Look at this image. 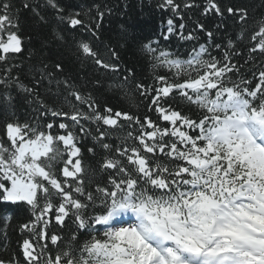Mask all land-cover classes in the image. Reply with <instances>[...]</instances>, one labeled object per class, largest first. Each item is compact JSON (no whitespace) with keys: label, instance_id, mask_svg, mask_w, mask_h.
Returning a JSON list of instances; mask_svg holds the SVG:
<instances>
[{"label":"snow or ice","instance_id":"obj_1","mask_svg":"<svg viewBox=\"0 0 264 264\" xmlns=\"http://www.w3.org/2000/svg\"><path fill=\"white\" fill-rule=\"evenodd\" d=\"M47 3L63 12L57 0ZM161 7L180 16L176 0H164ZM191 7L190 0H185L183 8ZM213 11L222 15L216 0H207L203 14ZM227 12L238 14L241 22L247 20L243 9L229 7ZM76 16H61V20L72 29L85 27ZM98 16L102 19L103 13L98 11ZM16 27L12 5L0 3V62L22 52V38L12 31ZM179 29L182 40L196 39L192 33L184 35L183 24ZM176 30L169 19L163 38L167 40ZM251 40L255 44L250 53L264 55V22ZM78 47L99 68L123 74V82L115 87L130 82L132 70L124 74L115 50L109 49L108 62L97 58L89 42ZM229 47H233L231 41ZM144 52L154 69H167L170 76L156 75L157 86L137 83L136 88L150 100V110L170 127L160 128L148 117L141 121L111 107L100 109L91 96L76 92L72 93L75 99L89 112L75 106L71 114L48 110L52 117L67 116L72 122L58 124L66 134L56 135L28 123L6 125L7 141L0 140V203L31 211L33 219L21 225L22 233L31 237L21 245L25 264H264V70L251 87L227 49L218 58L206 45L193 46L185 59L154 41L145 45ZM176 95L195 109L194 115L164 106ZM121 118L139 125L140 147L117 146L115 151L126 161L106 159L102 169L112 170L107 181L97 184L95 192L89 191L82 176L81 148L70 127L84 132L81 120L97 124V141L109 150L111 145L103 142L108 132L101 127L117 130L123 127ZM46 128L53 129V124ZM61 163L63 177L73 178V183L57 178ZM49 213L59 225L71 214L77 225L63 247L60 237L50 236L55 251L37 242L45 238ZM81 232L82 243L77 235ZM3 234L6 239V227ZM0 264L20 262L13 255L0 259Z\"/></svg>","mask_w":264,"mask_h":264},{"label":"trees","instance_id":"obj_2","mask_svg":"<svg viewBox=\"0 0 264 264\" xmlns=\"http://www.w3.org/2000/svg\"><path fill=\"white\" fill-rule=\"evenodd\" d=\"M2 2L12 5L17 23L12 31L22 38V52L9 54L6 63L0 62V79L7 80V83H0V140L3 141H7L8 123H28L56 135L66 134L65 130L58 128V124L65 122L71 125L72 122L67 116L52 117L48 110L71 114L75 106L89 112L87 106L80 105L75 99L74 92L91 96L100 109L111 107L113 111L127 112L141 121L148 117L160 128L170 127L167 122L158 119L154 110H150V100L140 96L136 88L137 83H143L145 87L157 86L156 75L170 76L167 69H154L153 61L144 52L145 45L154 41H159L162 49L185 59L193 46L206 45L211 54L218 58L227 49L233 53L232 63L238 66L239 75L250 80L251 87L258 82V73L264 70V55L249 51L255 44L251 36L264 22V0H216L222 15L214 11L203 14L207 0H190L193 7L188 9L183 8L185 0H176L181 5L180 16L161 7L164 0H57L63 12L49 6L47 0H0ZM229 7L245 10L247 20L241 22L238 14L229 15ZM98 11L103 13L102 19ZM77 13L80 15L76 16ZM61 16L65 19L76 16L84 22L85 27L72 29L62 22ZM169 19H173L177 30L165 40L163 34L167 33ZM180 24L184 25V35L192 33L196 39L182 40L178 34ZM200 25H203V29ZM92 32L96 35L93 36ZM208 33H212L211 38ZM229 41L233 47H229ZM81 42H89L98 53L97 58L108 62H111L109 49L115 50L124 74L132 70L130 82H126L123 88L115 87V84L123 82V74L99 68L91 57L81 53L78 47ZM215 45L221 48L216 49ZM57 64L61 66L60 70H57ZM8 68L11 69L10 73L5 71ZM169 105L184 115H194L195 109L179 95L169 98L164 106ZM48 123L53 124V129L46 128ZM120 123L123 127L117 130L101 127V130L108 132L103 142L111 145L109 150H105L97 141V124L81 120L84 132L79 127H70L76 134L77 146L81 148L82 176L89 191L95 192L97 184L103 185L107 181L108 173L112 170L102 169L106 159L126 161V157L119 156L115 151L117 146L140 147L136 139L140 133L139 125H129L122 118ZM59 146L63 148L62 144ZM89 148L93 151L89 152ZM162 159L166 161L167 157ZM58 167L57 178L73 183V178L63 177V163ZM69 170H72L71 165ZM31 219L33 217L27 207L0 203V259L7 260L15 255L20 264H25L21 245L23 239L31 237L26 231L22 233L21 225ZM48 219L50 223L45 238L37 242L47 244L55 251L57 249L51 244L50 236L55 234L60 237L63 247L76 232L77 225L71 214L63 225L55 222L52 213H49ZM5 227L6 239L3 234ZM77 235L82 243L85 238L82 232Z\"/></svg>","mask_w":264,"mask_h":264}]
</instances>
